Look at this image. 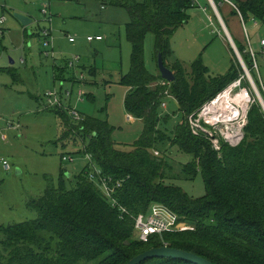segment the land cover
Here are the masks:
<instances>
[{
  "label": "trees",
  "instance_id": "16d2710c",
  "mask_svg": "<svg viewBox=\"0 0 264 264\" xmlns=\"http://www.w3.org/2000/svg\"><path fill=\"white\" fill-rule=\"evenodd\" d=\"M234 1L244 23L249 18L263 19L264 0ZM108 2L128 12L124 28L131 44L130 67L118 82L127 87L123 100L126 113L143 121L141 137L125 151L112 141V127L104 118L81 112L83 118L75 122L62 110H51L59 120V140L78 141L79 152L89 155L90 161L75 176L73 187L61 184L63 170L59 186L45 176L42 194L26 202L36 218L0 223V264H126L132 256L163 244L194 252L214 264H264V114L260 104L254 101L250 105L244 137L235 147L221 140L214 149L208 138L191 133L186 120L204 101L244 75L232 49L226 73L210 75L206 65L196 59L190 64L189 80L182 62L169 63L167 57L171 54L170 37L187 22L189 10L196 7L194 0ZM147 34L153 36L155 61L159 52L164 65L174 73L171 83L162 84L166 81L158 70L155 75L145 66L143 41ZM233 41L251 71L246 47ZM243 79L242 86L249 89ZM168 86L171 92H167ZM166 92L173 94L181 113L169 133L160 127L169 121V114L160 108ZM158 146L162 150L157 151ZM174 146L191 155L181 169L186 178L200 170L202 196L189 197L180 186L164 182L167 164L163 150ZM88 164L98 166L104 177L121 180L113 193L115 205L88 179ZM154 205L191 229L151 234L145 242L132 239L134 217ZM120 206L125 213L120 212ZM141 264L194 263L161 257Z\"/></svg>",
  "mask_w": 264,
  "mask_h": 264
},
{
  "label": "rangeland",
  "instance_id": "374dc122",
  "mask_svg": "<svg viewBox=\"0 0 264 264\" xmlns=\"http://www.w3.org/2000/svg\"><path fill=\"white\" fill-rule=\"evenodd\" d=\"M108 1L0 0V17H4L0 24L3 31L0 34L2 224L36 218L35 212L27 207L26 202L42 194L44 175L49 177L48 181L53 185L59 186L61 169V184L70 188L75 185V176L87 163L84 153L79 152L81 145L78 141L63 143V140H59V120L51 111L52 108L48 110L43 107V94L53 89L54 77L56 84L63 87H70L71 82H75L71 86L73 95L79 88L85 92L79 101L72 98V105L84 115L98 116L108 121L112 127L110 137L119 148L131 150L130 145L141 137L143 121L126 118L123 100L127 87L118 82L119 77L130 67L131 44L126 39L124 28L128 12ZM198 1L200 4L206 3L205 0ZM226 9L227 6H218L231 38L240 41L242 30L238 25V18ZM15 13L27 16L31 23L23 26L14 16ZM213 21V25L219 29L218 22L214 18ZM255 22L257 26L251 25L252 22L248 19L245 25L253 51L259 52L260 39H264V17ZM214 26L208 24L205 15H201V18L192 17L183 27L175 29L170 37L171 54L167 60L169 63L180 60L188 79L190 64L196 59L206 65L210 75L226 73L232 57L230 44L227 46L228 40L224 32H215ZM45 30L48 31L47 36H43ZM95 34H100L103 40H85L87 35ZM68 36H72L74 41L69 42ZM241 40L244 44L245 40ZM143 43L145 66L156 75L152 34H147ZM230 48L236 56V45ZM73 57H77L78 62L73 68H68L67 62ZM257 62V70L249 72L254 85L260 90L261 86L256 78L259 74L264 83V58L257 56ZM94 70L92 77L90 72ZM80 73L83 79L77 81ZM15 76L22 80L16 81ZM243 80L250 87L248 89L244 85L248 92L255 95L248 78L245 76ZM235 91L239 92V89L235 88ZM167 92H171L169 86ZM90 96L91 99H88ZM160 104L161 112L169 114L167 124L160 127L169 133L173 123L181 119V113L171 93H167ZM99 110L103 112L100 113ZM156 149L162 150L159 146ZM64 155L72 156L73 160H62ZM163 155L167 164L164 182L180 186L189 197L202 196L204 181L200 170L190 179L181 170L182 165L190 161L191 155L177 150L175 146L164 149ZM3 158L9 163L7 170L2 169Z\"/></svg>",
  "mask_w": 264,
  "mask_h": 264
},
{
  "label": "built area",
  "instance_id": "2783aa9c",
  "mask_svg": "<svg viewBox=\"0 0 264 264\" xmlns=\"http://www.w3.org/2000/svg\"><path fill=\"white\" fill-rule=\"evenodd\" d=\"M207 5L211 10H213V18L218 22V25L224 32L227 37V40L231 41L232 46H235L234 41L231 40L230 35L227 31L226 26L223 23L220 12L218 10V6L226 4L230 7V9L235 10L240 25L242 26V31L244 34L246 52L252 61V69L255 71L258 68L257 55L253 51L250 45V40H248L247 30L245 27V23L243 22L241 13L235 4L234 0H206ZM194 4L200 10H204V6H200L197 0H194ZM4 21V17H0V24ZM213 24V19L209 18V25ZM252 25H257L255 21L252 22ZM215 32H218V28L214 27ZM3 31L0 28V34ZM48 31L45 30L43 32V36H47ZM101 35H93L86 36L85 40L87 42H92L93 40H101ZM260 45L264 48V39H260ZM68 41L73 42L74 38L72 36H68ZM47 43V42H46ZM264 54V50L260 51ZM47 55V53H46ZM236 56L238 62L244 71V75L236 78L233 82L225 86L222 90L219 91L212 98L204 101V104L201 105L196 111L189 113L186 117L188 121V126L193 135L198 137H206L208 138L214 149L219 148V142L222 140L226 142L229 146L235 147L237 144L241 142L244 137V126L247 123L246 113L249 109L250 105L257 101L264 114V86H261L260 90L254 85L252 78L250 76V72L247 70L242 56L236 49ZM78 62L77 57H73L67 62L68 68H73L75 63ZM247 77L249 80V84L254 88L255 95H251L244 86L241 84V80L243 77ZM83 79V75L80 73L77 81ZM75 83V82H74ZM74 83L70 84V87L59 86L58 88H53L46 91L43 94V107L48 109H59L67 114V116L77 122L83 118L81 112L77 111L76 108L72 105L71 100L74 98L75 101H79L82 99L85 92L79 88L76 90V93L73 95L71 91V86ZM168 82H162V84ZM235 88L239 89V92L235 91ZM244 93V94H243ZM243 94V98H240V95ZM244 97H246L244 99ZM238 99H240L238 101ZM127 119H131V116L127 114ZM158 153L155 152V155ZM87 162L90 161L89 155H85ZM62 160L72 161L73 157L70 155H64L61 157ZM2 167L4 169H9V163L6 159L1 160ZM88 171L86 172L88 179L96 184L100 189L101 193L108 199L111 205H115L117 202L113 198V193L120 186L121 180H112L110 177H104L101 174V169L94 164H88L86 167ZM121 213H125L126 211L120 206L118 207ZM176 228L181 230H190L191 227L184 222L178 221L177 217L173 214L166 211L161 206H152L150 211L144 214H138L133 219V229L134 235L136 239L139 241L145 242L151 234H160L164 231H171Z\"/></svg>",
  "mask_w": 264,
  "mask_h": 264
},
{
  "label": "water",
  "instance_id": "95a60500",
  "mask_svg": "<svg viewBox=\"0 0 264 264\" xmlns=\"http://www.w3.org/2000/svg\"><path fill=\"white\" fill-rule=\"evenodd\" d=\"M14 16L17 17L23 26H27L31 23V19L25 15L15 13ZM230 44L233 48L231 41ZM156 58L157 70L160 73L161 78L166 82L171 83L175 78L174 73H172L171 70L164 65L163 59L161 58V54L159 52H157ZM9 62L12 63L11 60ZM161 257L174 260L180 259L194 264H214L209 259H204L194 252H189L180 248H173L166 244L161 245V247L148 248L145 251L132 256L126 264H141L142 262L146 261V259Z\"/></svg>",
  "mask_w": 264,
  "mask_h": 264
},
{
  "label": "crops",
  "instance_id": "0c3cea01",
  "mask_svg": "<svg viewBox=\"0 0 264 264\" xmlns=\"http://www.w3.org/2000/svg\"><path fill=\"white\" fill-rule=\"evenodd\" d=\"M198 1V0H197ZM206 1V0H205ZM198 3H199V1H198ZM199 5L201 6H204L205 7V9L204 10H200L199 8H197V7H193V8H191L190 10H189V18H188V20H187V22L189 21V19H191L192 17H194V18H201V15H205L206 16V20L208 21V24H209V18H211V19H213V15H214V13H213V10H211L210 8H209V6L207 5V1H206V3L204 4V3H199ZM222 6V5H221ZM223 6H227V9L226 10H230V7L228 6V5H226V4H223ZM219 12H220V10H219ZM230 12H231V10H230ZM212 15H211V14ZM220 15H221V13H220ZM235 16H237V15H235ZM221 18H222V16H221ZM237 18H238V16H237ZM250 20H251V22H253V21H255V19L254 18H249ZM223 20V19H222ZM238 21H239V19H238ZM186 22V23H187ZM215 21H213V23H214ZM185 23V24H186ZM217 23V22H216ZM223 23H224V21H223ZM218 24V23H217ZM213 25V24H212ZM225 25V24H224ZM238 25L239 26H241L240 25V22L238 23ZM245 25V24H244ZM252 25V24H251ZM226 26V25H225ZM254 26V25H253ZM255 26H257V25H255ZM182 27H183V25H182ZM214 27H216V26H214ZM245 27H246V25H245ZM226 28H227V26H226ZM241 28V30H242V26L240 27ZM221 28H220V26H219V30H218V33L219 32H223L222 31V29L220 30ZM228 30V29H227ZM246 30H247V28H246ZM212 32H213V30H212ZM228 33H229V31H228ZM242 33H243V31H242ZM241 33V37H240V42H241V44H243L242 43V40H241V38L244 40V34H242ZM95 35H100V34H95ZM230 35V34H229ZM87 36H89V35H87ZM90 36H92V35H90ZM221 36V39L222 40H225L226 41V39H225V37H223L222 35H220ZM226 36V35H225ZM247 36H248V40H249V34H248V31H247ZM223 37V38H222ZM230 38H231V36H230ZM261 39H263V38H261ZM101 40H103V38L101 39ZM101 40H98V41H101ZM231 40L233 41V39L231 38ZM261 41V40H260ZM224 42V41H223ZM226 42H228V45L227 46H229V44H230V41H226ZM246 42V41H245ZM235 43V42H234ZM244 46H245V43L243 44ZM250 45H251V41H250ZM252 46V45H251ZM230 47H231V44H230V46H229V50H230ZM252 48V47H251ZM261 50H264V48H262L261 47V45H260V51ZM255 52L260 58H264V54H262L261 52ZM231 52V51H230ZM232 58V57H231ZM230 62V61H229ZM151 72V71H150ZM219 74V73H218ZM92 77H94V75H92ZM258 80H259V82H260V84L262 85V84H264L263 82H262V79L260 78V76H259V74H258ZM20 80H22L21 78H20ZM59 81V80H58ZM56 82H57V80H56V78L54 77L53 78V86H52V88H58L59 86H61V84L60 85H57L56 84ZM63 82H65V81H63ZM60 83H62V82H60ZM88 85L90 84L89 82L87 83ZM62 88H63V85H62ZM133 117H131V119H132ZM3 159H5V158H3ZM2 165V164H1ZM2 169H4L3 167H2ZM5 170H7V169H5ZM61 170V169H60ZM45 176L46 175H44V178H45ZM43 181H45V179L43 180ZM43 185H44V183H43ZM44 187H45V185H44ZM44 189V188H43Z\"/></svg>",
  "mask_w": 264,
  "mask_h": 264
},
{
  "label": "bare ground",
  "instance_id": "6f19581e",
  "mask_svg": "<svg viewBox=\"0 0 264 264\" xmlns=\"http://www.w3.org/2000/svg\"><path fill=\"white\" fill-rule=\"evenodd\" d=\"M244 94V93H243ZM243 94H241L240 95V98L242 99L243 98ZM246 97H244V99H245ZM240 99H238V101H239Z\"/></svg>",
  "mask_w": 264,
  "mask_h": 264
}]
</instances>
